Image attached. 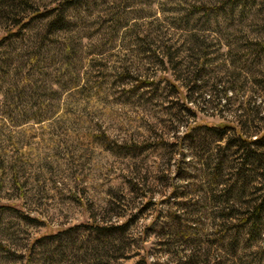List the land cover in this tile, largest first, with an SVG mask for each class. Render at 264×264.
Segmentation results:
<instances>
[{"label": "rangeland", "instance_id": "374dc122", "mask_svg": "<svg viewBox=\"0 0 264 264\" xmlns=\"http://www.w3.org/2000/svg\"><path fill=\"white\" fill-rule=\"evenodd\" d=\"M250 130L264 0H0V264H264Z\"/></svg>", "mask_w": 264, "mask_h": 264}, {"label": "trees", "instance_id": "16d2710c", "mask_svg": "<svg viewBox=\"0 0 264 264\" xmlns=\"http://www.w3.org/2000/svg\"><path fill=\"white\" fill-rule=\"evenodd\" d=\"M204 87H206V85H203L202 88L200 87V91L202 96L196 97L200 98L203 97V102L204 103H210V102H214L215 98L218 97V104L221 106H227L228 105V100H226L225 102H223V100H225V95H218L220 89L219 87H212L209 88V90H206ZM191 91L194 93H198L199 90H196L195 88H191ZM200 93V92H199ZM226 95H227V91H226ZM209 96V97H208ZM193 100V99H191ZM196 101V100H195ZM253 109H249L247 111V113L249 114V120L251 121H255L257 118H259V113L262 112L261 109L259 110H254ZM244 111L245 109L243 108H236V112L238 111ZM247 110V109H246ZM251 114H254V116L251 117ZM239 116H241V114H239ZM217 131L219 132V135L217 136L218 139L222 140L226 137L227 132V128L226 126H223L221 129L216 128ZM258 130H250L249 132H247V134H249L250 136H245L244 134H241L237 139V143L239 148L244 149V152L241 154L243 155V163H242V169L245 170V173H247L248 175H251L253 173V171H257V168L259 167L258 165L260 163V165H263L264 168V130L260 133V135H257ZM256 136V138H254ZM229 144L227 145L226 148L230 147V144L233 145V140L232 138H228ZM263 142V143H262ZM236 144V143H235ZM228 195V194H227ZM224 200H229L228 196L225 195V199ZM249 216L246 219V223H248L251 227V230L255 228L256 224L259 223V221L262 219L263 217V212H264V196L261 200L257 201L256 204H253V206H251L249 208ZM112 226H100L99 228L101 229H108V228H112Z\"/></svg>", "mask_w": 264, "mask_h": 264}]
</instances>
